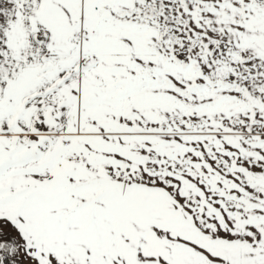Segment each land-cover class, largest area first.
<instances>
[{"label":"snow or ice","instance_id":"6c2138e0","mask_svg":"<svg viewBox=\"0 0 264 264\" xmlns=\"http://www.w3.org/2000/svg\"><path fill=\"white\" fill-rule=\"evenodd\" d=\"M0 264H264V0H0Z\"/></svg>","mask_w":264,"mask_h":264}]
</instances>
